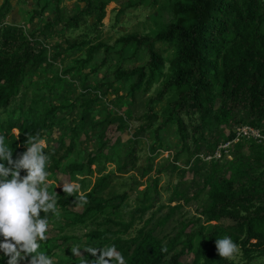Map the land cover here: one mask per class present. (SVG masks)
<instances>
[{
	"label": "trees",
	"instance_id": "16d2710c",
	"mask_svg": "<svg viewBox=\"0 0 264 264\" xmlns=\"http://www.w3.org/2000/svg\"><path fill=\"white\" fill-rule=\"evenodd\" d=\"M114 1L82 0L86 6L66 23L68 30H78L81 19L94 17L97 35L92 40L73 45L74 51L86 49L87 55L85 60L75 62L77 69L71 80V89H79L80 93L71 104H63V98L59 96L58 106L54 105L55 90L65 80L60 82V70L55 61L62 60L68 51L60 50L56 60L50 61L46 45L38 42L34 35H28L25 25L8 23L12 7L9 0L4 2L0 10V113L7 112L15 100H20V104L9 112L8 119L0 118V136L13 152V159L26 151V134L38 133L43 139L55 126L68 124L66 118H70L73 126L67 129L70 133L68 144L64 135L50 148L46 171L51 173L49 182L60 173L79 183L80 177L86 179L90 175L93 165L117 163L120 171L135 170L137 147L132 144V139L150 134L159 144L153 151L175 150L176 164L185 154L188 156L185 166L195 173L199 179L195 184L202 188L199 187L198 194L189 201L198 200L203 194L208 199L206 207L199 211L200 220L182 224L179 234L168 242L157 235L156 229L146 230L149 222L135 237L124 239L125 234L111 229L110 219L117 218V214L110 208L112 202L119 201V205H123L130 196L127 192L117 194L113 190L112 175L98 178L91 191L83 195L87 203L80 202L78 193L69 196L63 191H49L56 198L57 210L66 212L72 207L81 208V214L75 213L81 216L80 219L84 218L82 224L86 228H89V221L106 219L101 226L103 230L100 227L87 234L90 244L97 248L115 245L124 256L125 264H235L234 260L239 257L250 264L264 257V144L247 137L236 141L241 127L226 138L214 135L211 148L210 144L204 145L206 131L213 125L217 129L248 125L264 135V0H168L169 20L161 22L156 35L132 34L118 40L123 50L135 49L132 59L145 51L148 57L145 65L126 70L124 64L132 59L125 60L120 66H107L106 59L99 64V70L117 68L114 81L110 82L107 76L99 79L98 69L90 74L84 70L102 49L106 48V53L113 51L99 41L98 27L105 18L107 5ZM144 1L128 6L138 8ZM54 4L58 13L56 22L59 23L62 20L60 0H55ZM49 6L46 1L36 17ZM51 25L40 33L48 32L53 28ZM48 74L52 75L47 88L51 95L49 101L40 97L39 93L45 89L39 79L35 81V76L45 78ZM66 74L71 73L66 71ZM77 79L80 80L78 84ZM156 86L159 87L156 96L144 101L143 98ZM111 90L115 94L124 92L125 95L118 98L127 104V116L113 113L104 102ZM94 91H102L103 97L95 99ZM32 92L33 97L30 96ZM138 99L144 101V113L135 116L133 107ZM75 112L78 115L75 116ZM97 116L100 117L96 119ZM186 116H196V125H186L183 120ZM115 124L120 125L118 132L130 125L132 139L126 153L107 139L108 127ZM191 129L192 136L189 134ZM82 135L91 144L86 151H79L78 156ZM171 136L180 140V150L178 145L167 143ZM190 139L193 149L188 144ZM227 144L229 147L222 149L221 157L216 158L219 147ZM91 148H96L95 152L85 157L84 153ZM206 148L207 153H203ZM227 158L231 160L225 162ZM171 166L184 179L186 167L182 170L181 166ZM104 169L98 172L102 173ZM148 171H143V177ZM21 175L26 173L22 171ZM180 183H173V188L177 190ZM153 190L158 194L157 182ZM143 197V203L149 201L147 193ZM151 201L155 204L158 198ZM149 210L141 209L133 216H140L142 220ZM45 215L50 222L56 214L41 213L42 218ZM172 215L173 211H170L164 223ZM202 219L204 222L196 231L188 232ZM134 222L135 218L132 225ZM132 225L115 223L117 227L125 226L126 230ZM225 236L238 245V252L232 258H221L217 253L215 242ZM93 239L97 242L92 243ZM50 243L49 240L40 241V246L49 252ZM186 256H192L191 263L183 260ZM0 264H7V260L0 257Z\"/></svg>",
	"mask_w": 264,
	"mask_h": 264
},
{
	"label": "rangeland",
	"instance_id": "374dc122",
	"mask_svg": "<svg viewBox=\"0 0 264 264\" xmlns=\"http://www.w3.org/2000/svg\"><path fill=\"white\" fill-rule=\"evenodd\" d=\"M6 0H0V10ZM46 1L49 2L50 6L45 9L44 13L36 17V13H41L43 7L46 4ZM139 0H115L107 5L105 11V18L99 24V41L110 47L113 51L106 53V48L102 49L99 54L96 55L94 62L90 65L89 68H86L84 72L86 74L92 73L93 70H99V64L103 63V60L106 59L107 66L113 64V66H120L125 60H131L134 56V48H126L123 50V47L118 43L120 38L128 37L132 34H137L140 36L148 35L154 36L160 31L161 22L168 21L169 15L167 10L168 0H158L156 3L154 0H146L144 4L138 8H132L128 5L132 2ZM41 3L36 7L37 3ZM55 0H9L11 5V13L8 16V23L14 25H25V30L28 35L35 36V39L38 42L46 45L49 53V60H56L59 51L65 50L68 51L66 56L58 61H55L57 64L60 76V82L65 80L64 83H60L55 94L54 105L58 106L60 97L63 99V104H71L76 98H78L80 90L71 89V80L73 74L75 73V62L80 60H85L86 58V49L83 51H74L72 49L73 45L81 44L87 40H92L96 35L94 25L96 23L94 17L81 19L79 22L78 30H68L66 28V23L69 20L75 18V16L80 14V11L86 6L85 2L82 0H60L59 9L61 11L62 20L56 22L58 13L54 4ZM126 5V6H125ZM48 24H52L53 27L46 33H40L46 28ZM71 50V51H69ZM148 57L146 56L145 51H141L137 54L132 61H126L124 67L126 70L137 68L143 66L147 63ZM63 62V63H62ZM117 68H104L99 70V79H102L104 76H107L110 82L114 81V72ZM66 71H69L71 74L67 75ZM58 72V71H56ZM66 74V76H65ZM52 75L48 74L45 78H39L35 76V81L39 79L43 88L45 89L42 93H39L41 98L46 100H51L50 92L47 90L49 87V81L51 80ZM59 82V81H58ZM79 79L76 80L78 84ZM159 87H154L150 94L143 98L144 101L149 98L155 97L158 93ZM32 90H35L32 88ZM31 92V91H30ZM125 95L123 91L115 94L112 90L107 98L103 99L106 104H108L112 112L118 116H127V104L118 96ZM33 97V92L30 94ZM60 96V97H59ZM92 96L95 99L103 97V92H93ZM144 101L140 99L137 100V105L133 107L135 116H139L144 113L142 110V104ZM20 100H15L10 106V109L7 112H1V120H6L9 118V112H13L18 108ZM166 106H162L163 108ZM142 110V111H141ZM133 113V114H134ZM99 113H96V115ZM74 115H78V112H75ZM132 115H130L131 117ZM100 116H97L98 119ZM68 124H60L55 126L52 133L44 137L46 147L45 152L48 153L51 147L56 145L58 140L66 135V143L68 144L70 133L67 131L68 128L73 126L72 119L66 118ZM129 120V119H126ZM184 122L188 126H194L197 123L196 116H186L183 118ZM248 127V125H231L228 127L218 128L213 125L211 129L206 131L205 144H210L212 147L213 142L215 141L214 135H218L220 138H226L230 133L238 128ZM120 128L119 124L108 127L107 129V139L112 145H116L117 148L123 150V153H126L129 149L128 147L131 144L132 136L130 135L129 129L130 125H127V128L122 130L123 132H118ZM192 130H189L190 136H192ZM116 139L118 141L116 142ZM167 143H172L175 146L178 145L177 149H181L180 140L177 138L174 139L172 136L167 140ZM91 142L86 140V137L82 135L81 145L77 149V154L79 156V151H86L90 146ZM132 144L137 147V152L135 153L137 159V168L130 169L128 172L120 171L117 163H108L106 162L103 165H93L91 167L90 175L85 179L80 177V182H72L69 176L63 174H56L52 177L51 182H49L48 191L53 192H62V185L64 182L75 183L79 186V195H84L91 191L95 182L101 176L112 175L111 187L117 192V194H123L125 192L129 193V199L123 204L119 205V201L111 203V211L117 214V218L112 217L110 220L112 222L111 229L112 231H119L122 234H125L124 239H130L137 235V232L147 225L146 230L150 231L152 229L157 230V235L160 238L165 239L166 242L170 241L171 238H175L181 231L183 225L190 222H196L200 220L199 211L204 209L207 204V196L202 195L198 200H191L190 198L195 197L198 194L199 187L195 184L198 181V177H195V173L190 171V167L185 166V162L188 160V156L185 154L181 161L176 164L175 154L176 151H167L165 148L153 151V147H157L159 144L156 143V140L150 134H144L138 138V140L132 139ZM191 149H193V142L190 139L188 142ZM219 148H226L219 147ZM96 148H91L87 153H84L86 157L87 154L94 153ZM179 150L177 152H179ZM208 149L206 148L203 153H207ZM220 152H217V158ZM208 158L207 160H210ZM231 158L225 160L229 161ZM172 164L181 166V169L184 170L186 167V175L184 179L181 178L180 173L173 170ZM185 166V167H184ZM105 168L102 173L98 171L101 168ZM149 169L148 173L143 177V171ZM51 173H49V177ZM158 183V194L153 190L154 183ZM180 183V186L177 190L173 188V183ZM57 185V186H56ZM202 189V188H201ZM150 190L149 192H147ZM147 193L146 199L149 200L146 203H143L145 198L144 194ZM158 198V201L154 204L151 200L153 198ZM116 207H118L116 209ZM141 209H150L147 211V214L142 220L140 216H133L136 211ZM170 211H173V215L170 220H164ZM81 214L83 211L81 208L72 207L71 210L63 212L58 209L55 217L49 222V230L46 233L47 240L51 243L49 245V252L44 246H40V251L46 253L52 260L53 264H81L87 257L86 256H74L71 253V249L74 246H79L82 250L86 247L93 246L90 244V237H88L89 232L95 231L97 228L104 226L106 219H100L97 222L91 223L88 222L89 228H86L83 223V219H80L81 216H76V213ZM107 218V217H105ZM133 218L135 222L132 225ZM76 220V222L74 221ZM204 220L200 221L197 226L190 227L188 232H194L198 229ZM115 223L119 225H125L132 227L126 230L124 227H117ZM102 230L104 227H101ZM3 238L0 237V240ZM97 240L93 239L92 243H96ZM87 245V246H86ZM0 257H4L7 260V257L0 252ZM91 259V257H88ZM187 262H192V256L184 257L183 260ZM235 264H246L242 257L236 258L234 260ZM21 264H27V260L22 261ZM250 264H264V257L259 258L251 262Z\"/></svg>",
	"mask_w": 264,
	"mask_h": 264
},
{
	"label": "clouds",
	"instance_id": "9594fccd",
	"mask_svg": "<svg viewBox=\"0 0 264 264\" xmlns=\"http://www.w3.org/2000/svg\"><path fill=\"white\" fill-rule=\"evenodd\" d=\"M26 151L15 160L13 152L0 136V252L7 257V264H53V260L40 251V241L47 240L49 220L41 213H57V201L48 191L49 172L46 171L48 155L45 140L39 134H26ZM24 171L26 175H21ZM57 186V185H56ZM62 190L69 196L79 193L75 183L64 182ZM80 202L87 203L82 194ZM221 258H232L238 245L225 236L215 242ZM166 250V249H162ZM74 256H86L81 264H125L124 256L115 245L106 247L79 246L71 249ZM91 257L89 259L88 257Z\"/></svg>",
	"mask_w": 264,
	"mask_h": 264
},
{
	"label": "built area",
	"instance_id": "2783aa9c",
	"mask_svg": "<svg viewBox=\"0 0 264 264\" xmlns=\"http://www.w3.org/2000/svg\"><path fill=\"white\" fill-rule=\"evenodd\" d=\"M241 137H247V138H253L255 140H257L259 143L264 144V135H262L259 131H256L254 129H251L249 127H243L241 129L238 130V135H237V140L241 139ZM224 147V146H222ZM226 148L223 149H227L229 147V144L225 145ZM221 150L222 148H220L218 150V152H220L221 154ZM219 154L218 158L221 157V155ZM216 158H217V154H216Z\"/></svg>",
	"mask_w": 264,
	"mask_h": 264
}]
</instances>
